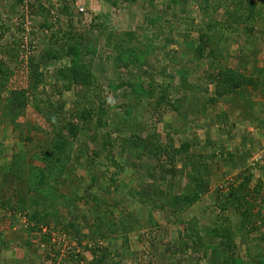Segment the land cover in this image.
Masks as SVG:
<instances>
[{"label": "rangeland", "instance_id": "obj_1", "mask_svg": "<svg viewBox=\"0 0 264 264\" xmlns=\"http://www.w3.org/2000/svg\"><path fill=\"white\" fill-rule=\"evenodd\" d=\"M0 62V264H264V0H0Z\"/></svg>", "mask_w": 264, "mask_h": 264}, {"label": "trees", "instance_id": "obj_2", "mask_svg": "<svg viewBox=\"0 0 264 264\" xmlns=\"http://www.w3.org/2000/svg\"><path fill=\"white\" fill-rule=\"evenodd\" d=\"M198 39H199V44L196 46L195 53L196 55L201 56L205 48L208 46L210 37L209 36L205 37L202 30L200 29ZM5 74L6 72L0 66V77L4 76L6 78L7 76H5ZM58 76L63 80L65 84L64 90H70L73 88V86H76V85L77 86L80 85L81 87L84 85H89L92 80L89 69H86V67L77 68L76 66H73V65L72 67H67L63 71H59ZM208 78L211 80V82H213L215 98L221 97L231 92H234L235 89H237L243 84L252 83V79L246 77L240 72H235L227 68H221L220 70L218 69V70H215L214 72L212 71L209 72ZM163 93L160 94V99L162 101H165L164 95H166V93L165 94ZM67 124L69 128V132L72 134H75V130H76V128H74L75 126L71 124V121H68ZM53 127L57 128L56 125ZM62 146L63 145L60 141L56 143L57 148L55 147V149L59 153V155L62 153L60 152L62 151L61 149H64ZM196 194L197 193H194L191 196L184 195L182 199L184 202H186V205H190L195 201ZM92 254H93L92 257L89 260H85L82 264H100L101 259L100 258L98 259V255H95V251H92Z\"/></svg>", "mask_w": 264, "mask_h": 264}, {"label": "built area", "instance_id": "obj_3", "mask_svg": "<svg viewBox=\"0 0 264 264\" xmlns=\"http://www.w3.org/2000/svg\"><path fill=\"white\" fill-rule=\"evenodd\" d=\"M81 11H83V8H80Z\"/></svg>", "mask_w": 264, "mask_h": 264}, {"label": "crops", "instance_id": "obj_4", "mask_svg": "<svg viewBox=\"0 0 264 264\" xmlns=\"http://www.w3.org/2000/svg\"><path fill=\"white\" fill-rule=\"evenodd\" d=\"M3 172H5V171H3Z\"/></svg>", "mask_w": 264, "mask_h": 264}]
</instances>
